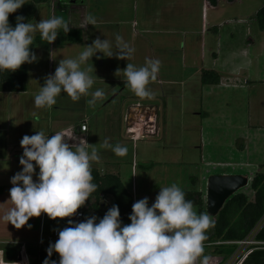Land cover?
Segmentation results:
<instances>
[{"label": "rangeland", "instance_id": "rangeland-1", "mask_svg": "<svg viewBox=\"0 0 264 264\" xmlns=\"http://www.w3.org/2000/svg\"><path fill=\"white\" fill-rule=\"evenodd\" d=\"M111 1L113 0H52L49 3L52 17H62L70 29H78L81 35V40L76 42L77 44L68 47L67 32L63 28L58 29L57 39L51 44L50 67L53 75L60 60L78 58L85 47L91 45L96 38L107 39L115 52L117 50L115 36L119 34L135 49L127 60L119 59L115 55L109 58L97 52L81 65L84 70L93 69L90 75L94 79V84L90 93L97 89L103 90L102 100H97L94 105L89 104L92 96L88 95L74 103L66 93L61 92L56 98L57 103L53 105L55 116L61 112L63 120L66 121L64 128H76L87 116V139L84 142L80 138L78 143L90 145L89 152L91 146L98 150L100 160L98 163L93 162L92 166L100 173L116 174L134 203L147 197L149 206L155 202L160 188L171 186L173 183L184 192H199L205 206L206 182L209 176L239 174L251 176L249 177L251 180L254 173L264 172V163L255 159L251 161L252 157L249 155H243L239 161L238 157L231 153L235 149L230 147L237 137L239 140L234 143L237 149L242 150L246 145L242 140L248 136L246 129H237L240 123H243L244 111L246 113L250 111V114L256 111L257 119L264 121V85H251L257 76L253 73L255 64L252 53L250 58H247L251 59L248 62L249 66H241L242 71L237 78L241 91L246 88L256 91V94L250 96L249 107L245 109V99L240 93H228L223 97L215 95L207 99L206 89L203 87L202 90L199 82L201 75L190 76L192 70L200 66V61L197 58L192 64L191 62L188 64L186 58L184 64V56L182 57L184 45L188 46L191 39L194 43V38L200 40L199 35L190 36L189 32L201 29V0H187L186 6L184 5L190 12L189 27L183 28L182 21L181 28L179 26L177 31L164 30L160 33L152 24V18L155 16L156 2L160 3L162 0H123V8L120 10L113 6ZM218 4L219 13L214 19L211 16L212 20L226 18L233 21L226 26L230 27L229 29L238 28L239 32H243L245 27H251L253 35L258 34V24L254 22V16L264 4V0H236L233 3L220 1ZM88 16L96 19L95 26L88 24ZM142 25L148 28L147 31H142ZM224 37H227V34ZM146 59L161 61L160 76L158 75V78L162 79L161 83L157 84L156 80L148 85L155 93L152 99L135 96L125 85L126 77L123 73L127 63L139 68L145 64ZM259 64L263 67L264 59ZM173 81L178 84L170 85L169 82ZM152 106L158 108V135H148L152 131L150 127H153V123L149 121H153L155 117L152 112L148 113L146 108ZM206 106L212 109L207 115L202 113ZM130 107L137 109H131L129 112ZM140 107L144 112L139 111ZM136 111L139 112L134 114ZM128 112L131 113L129 118L135 119L137 130H142L140 131L142 136L136 138L137 142H131L130 136L126 135ZM257 114H262V117ZM212 124L217 125L218 129L208 130ZM261 132L257 133L264 136ZM105 140L112 146L116 144L126 146L127 154L121 157L110 148H103ZM238 193L244 194L249 201L253 200L254 194L250 184ZM194 207L198 213L199 207L196 205ZM32 219L34 222L29 224L33 230H37L38 235L40 219L39 217ZM129 223L130 220H124L122 226ZM263 225L264 216L256 225L253 234H256ZM53 226L63 229L62 220L58 219L51 223L46 218L45 233ZM34 239H37V236ZM257 246L263 248L261 245ZM16 248L20 251L19 247ZM211 249L210 247L204 255L209 256ZM22 264H27L26 260Z\"/></svg>", "mask_w": 264, "mask_h": 264}, {"label": "clouds", "instance_id": "clouds-1", "mask_svg": "<svg viewBox=\"0 0 264 264\" xmlns=\"http://www.w3.org/2000/svg\"><path fill=\"white\" fill-rule=\"evenodd\" d=\"M25 3L26 0H0V70L15 72L23 64L37 61L30 48L37 31L42 40L51 44L57 39L58 29L70 30L69 24L56 16L35 24L25 23L24 17L17 16L15 27L10 26L9 15ZM87 22L95 26L96 19L88 16ZM115 47L114 52L107 39L96 38L78 58L60 60L54 75L45 78L44 86L35 95V106L51 108L61 92L74 103L88 95L92 96L89 104L102 100L103 90L90 93L93 69L84 70L81 65L97 52L127 60L135 51L119 34L115 36ZM160 68L159 59H146L139 68L127 63L123 70L125 85L138 98L152 99L155 93L148 85L157 80ZM69 140L62 132L47 136L43 130L23 136L20 141L23 155L19 160L22 171L10 181L13 186L9 200L13 207L3 216L7 224L16 229L31 228L29 219L42 213L52 220L74 217L97 191L92 164L100 160L98 150L91 146L89 152L87 143H69ZM102 147L121 157L128 151L126 146H112L107 140ZM36 167L38 181L33 180ZM129 219L131 223L122 226L116 205L99 222L96 216L78 223L68 219L69 226L58 230L59 238L49 245L48 258L43 264H56L51 260L53 252L59 254V264H208L204 241L215 220L208 213L198 214L177 184L160 188L151 206L147 197L135 202Z\"/></svg>", "mask_w": 264, "mask_h": 264}, {"label": "crops", "instance_id": "crops-1", "mask_svg": "<svg viewBox=\"0 0 264 264\" xmlns=\"http://www.w3.org/2000/svg\"><path fill=\"white\" fill-rule=\"evenodd\" d=\"M51 1L52 0H49L48 3H40L37 5L34 19L30 23L35 24L41 19L52 18L49 4ZM186 1L187 0H162L160 3H157L158 1L156 2L155 16L152 18V24L157 27L159 33L164 32V30H168L169 32L177 31L179 26L181 28L182 21L183 28L190 26V12L184 8V5L186 6ZM111 2L118 10L123 8V0H113ZM201 5V29L199 31L193 30L192 33L189 32L190 36L199 35L200 40H195L194 38L195 44L191 39L188 46L185 47L184 45L182 48V52H184L182 53V57L184 56V64L187 61L186 58L188 59V64L190 62V64H192V62L196 61L198 58L200 66L195 67L190 76L197 74L201 75L203 70L212 71L219 76V83L217 85H202L201 79H199L202 90L203 87L206 89L205 93L207 99L215 95L223 97V95L228 93H240L245 99L244 107L247 109L250 103V96L251 94H256V91H250L248 88L241 91L237 78L242 71L240 67L249 66L248 62L251 59L249 60L247 58H250L252 53L253 64H255L253 73L257 76L256 81L252 82L251 85H264V66L262 67L261 64H259L262 59H264V29H260L257 26L258 34H256V36L253 35V28L251 27H245L243 32H239L238 28L229 29L230 27L226 26H229V23L233 21H229V19L226 18H221L219 21L211 19V16H213V19L217 17L219 13V4L216 8L212 9L204 7L203 1L201 0ZM254 22L257 24L255 16ZM147 29L146 26L142 25V31L145 32ZM226 34L227 37H224ZM39 35V31H37L35 37ZM67 43L68 47H73L74 44H77L69 42L68 39ZM51 44H49L47 49H33L32 52L35 53L38 59L36 62L27 63L26 90L24 92H0V247H3L2 249L0 248V251H2L1 264H11L4 260L3 250L5 247H19L20 249L23 244L29 245L33 243L36 240L34 238L37 236V230H33V228L25 226L21 229H16L11 223L7 224V222L3 220L5 213L13 207L9 200L10 189L13 186L10 182L11 178L17 172L22 171V165H20L19 160L23 155V148L20 145L23 136H31L43 130L47 136L62 132L70 139L69 142H71L75 136L81 137L84 142L87 139V116L85 120H82L80 123H85L87 130L81 133L79 131L80 124L77 125L76 128H64L63 126L66 121L63 120L61 112L59 115L55 116L53 113V106L51 108H37L34 104V97L39 92L40 87L44 86L45 78L50 74L53 75L50 67ZM161 80L162 79L157 78V84L161 83ZM169 84L177 85L178 83L173 81L169 82ZM179 84L181 85V83ZM131 109L136 110L137 108L130 107L129 112ZM138 109L143 108L140 107ZM210 109L211 108L206 106V109H204L202 113L207 115ZM129 112L128 115L130 117L131 113ZM256 113V111H254L253 114H250V111L249 113L244 111L243 123H240L237 128L239 130L246 129L248 133V139H242L246 144L243 149H237L234 146V143L239 140L238 137L234 140V143L230 144V147L235 149V151H231V153H234L239 161L242 159L241 157L243 155H249L250 158L252 157L251 161L255 159L264 163V142L261 140H264V136L257 133L261 132L262 129L263 131L261 133H264V121L261 122V119H257ZM257 115L262 117V114ZM217 129V125L213 124L208 128L210 131ZM152 131L154 132V129H152ZM129 140L133 142V140ZM135 142L137 141L135 140ZM38 174L39 168L36 167L35 174L33 175L34 181H38ZM29 222L33 223L34 220L30 218L28 224Z\"/></svg>", "mask_w": 264, "mask_h": 264}, {"label": "trees", "instance_id": "trees-1", "mask_svg": "<svg viewBox=\"0 0 264 264\" xmlns=\"http://www.w3.org/2000/svg\"><path fill=\"white\" fill-rule=\"evenodd\" d=\"M204 7L216 8L220 1L233 3L236 0H202ZM49 0H26V3L15 13L9 15V24L15 27L17 16L24 17V22L28 23L34 19L37 5L40 3H48ZM255 18L260 29H264V4L257 10ZM68 41L76 43L81 40V35L78 30L70 29L67 32ZM49 43L42 40L41 36L34 38L33 44L30 46L31 51L35 48L47 49ZM27 80V63L23 64L15 72L0 70V92L4 93H22L26 90ZM202 85H217L219 76L212 72L203 70L201 72ZM92 174L94 183L98 185L96 192L92 193L85 205L97 209L98 198L104 194L113 199V205L119 207L120 213L127 214L124 220H130L129 216L132 213L133 198L130 193L124 188L119 177L113 173H100L96 167L92 166ZM251 177V176H249ZM250 189L254 197L249 201L242 193H237L230 197L224 204L219 214L213 218L215 225L207 232V239L204 243L214 242H234L244 240L256 227L258 222L264 216V172L254 173ZM186 199L191 200L194 205L199 207V213H205V206L201 200V195L197 191H185ZM255 240L264 242V225L256 233ZM211 258L208 264H223L226 259L235 251L234 245H218L211 246ZM48 248H38L33 245H26L25 250L28 257L31 259L30 264H43V261L48 258ZM210 250L204 249V253ZM5 262L13 263L18 260L19 251L16 247H5L3 250ZM59 254L53 252L51 260L59 264ZM242 264H264V250H255L248 254Z\"/></svg>", "mask_w": 264, "mask_h": 264}, {"label": "built area", "instance_id": "built-area-1", "mask_svg": "<svg viewBox=\"0 0 264 264\" xmlns=\"http://www.w3.org/2000/svg\"><path fill=\"white\" fill-rule=\"evenodd\" d=\"M129 120L131 119L129 118ZM130 122H131V126L129 127L126 126V135H129L130 139L135 141L136 138H138V136L140 137L142 136V134L140 135V131L142 132V130H137L136 127L138 125L135 122V120H131ZM126 123H127V119H126ZM86 130H87V126L85 123L79 125V131L81 133L85 132ZM150 133H153V131H151ZM80 138L81 137L79 136H75L73 138V141L69 143H75V142L78 143ZM112 206H113V199L104 194H101L97 202L98 210L89 207V205L82 206L80 209H78L77 214L74 217L61 219L63 222V228L69 226L68 219H72L74 223H78V222L85 221V219L88 217L96 216L97 222H99V219L103 218V216ZM127 217H128L127 214L120 213L121 221H124V219H126ZM46 218H48L51 223H54L58 219H60V218H57L56 220H52L46 214L42 213L41 216L39 217L40 220H39V229H38L37 239L29 245H33L38 248H48L50 244H54L56 240L59 238L58 230H62V228L60 227H57V226L50 227L47 230V233H45L46 232L45 230ZM255 235L256 234L255 233L253 234V231H252L244 240H241V241H234V242H229V241L218 242L217 241L214 243H204V248H209L211 246H218V245H234L236 246L235 251L226 259V261L223 264H242L243 260L251 252L255 250H264V242L255 240ZM257 245H261L263 246V248H259V246ZM25 247L26 245L24 244L21 246L19 255H18V260L11 264H22L24 260H26L27 264H30L31 259L28 257ZM210 256L211 254L207 257L211 258ZM1 262H2V251H0V264Z\"/></svg>", "mask_w": 264, "mask_h": 264}, {"label": "water", "instance_id": "water-1", "mask_svg": "<svg viewBox=\"0 0 264 264\" xmlns=\"http://www.w3.org/2000/svg\"><path fill=\"white\" fill-rule=\"evenodd\" d=\"M126 126H131L127 115ZM249 176L243 175H211L206 182V213L215 218L227 200L237 194L239 190L247 187L250 182Z\"/></svg>", "mask_w": 264, "mask_h": 264}, {"label": "flooded vegetation", "instance_id": "flooded-vegetation-1", "mask_svg": "<svg viewBox=\"0 0 264 264\" xmlns=\"http://www.w3.org/2000/svg\"><path fill=\"white\" fill-rule=\"evenodd\" d=\"M139 111L142 112L143 109H140ZM139 111H136V112H133V113L135 114V113H138ZM143 112H144V111H143ZM147 112H148V113L152 112V113L154 114V117H155V119H154L153 121H149V123H153V125H152V126H153L152 129H154V132H153V133H148V135H152V134H153V135H158V129H159L158 126H159V124H157V123H158L159 121H158V115H157V114H158L157 107H155V106H154V107H153V106H152V107H149V108H147ZM148 113H147V114H148ZM130 119H131V118H130ZM148 119H149V118H148ZM148 119H147V120H148ZM131 120H133V119H131ZM134 120H135V119H134ZM150 129H151V127H150Z\"/></svg>", "mask_w": 264, "mask_h": 264}, {"label": "bare ground", "instance_id": "bare-ground-1", "mask_svg": "<svg viewBox=\"0 0 264 264\" xmlns=\"http://www.w3.org/2000/svg\"><path fill=\"white\" fill-rule=\"evenodd\" d=\"M242 190V189H241ZM240 191V190H239Z\"/></svg>", "mask_w": 264, "mask_h": 264}]
</instances>
